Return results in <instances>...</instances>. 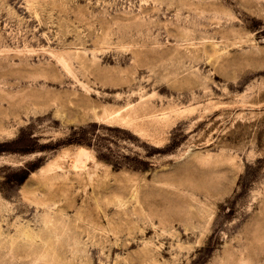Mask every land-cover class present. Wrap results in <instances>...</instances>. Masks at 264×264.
Segmentation results:
<instances>
[{
    "label": "rangeland",
    "instance_id": "rangeland-1",
    "mask_svg": "<svg viewBox=\"0 0 264 264\" xmlns=\"http://www.w3.org/2000/svg\"><path fill=\"white\" fill-rule=\"evenodd\" d=\"M0 264H264V0H0Z\"/></svg>",
    "mask_w": 264,
    "mask_h": 264
},
{
    "label": "bare ground",
    "instance_id": "bare-ground-1",
    "mask_svg": "<svg viewBox=\"0 0 264 264\" xmlns=\"http://www.w3.org/2000/svg\"><path fill=\"white\" fill-rule=\"evenodd\" d=\"M118 117V116H117ZM109 118H113L111 115L109 116ZM115 118V117H114ZM64 148V147H63ZM66 148V147H65ZM69 149V148H68ZM89 150V149H88ZM63 151V150H62ZM64 154H66V158H67V156H68V161H69V168H70V170L71 171H73V172H75L76 173V175H78V174H80L79 172H81L82 171V173H83V168H84V166H85V164H86V161L89 159V155L88 154H91L89 151H87L85 148H83V147H78L77 149H75L72 153H70L69 151H67V150H65L64 149ZM89 152V153H88ZM60 153H62V152H60ZM63 154V153H62ZM62 154L60 155V156H62ZM58 155V154H57ZM58 155V156H59ZM56 157V156H55ZM55 157H53L52 159H51V161H53V160H56V159H58V157L57 158H55ZM55 158V159H54ZM60 158L61 157H59V159L58 160H60ZM65 158V157H64ZM63 159V158H62ZM58 160H56V161H58ZM64 160H66V159H64ZM63 160V161H64ZM50 161V163L49 164H47V166L44 164V166H46L45 168H41V170L42 171H51L52 169H53V171L55 170L54 168L56 167H60V165H58V163L56 164L54 161L53 162H51ZM67 160L65 161V162H68ZM89 161V160H88ZM59 162V161H58ZM61 162V161H60ZM63 164V163H62ZM65 165V164H64ZM66 165H67V163H66ZM63 166V165H62ZM62 166H61V169H63L62 168ZM88 166V165H87ZM43 167V166H42ZM66 167V166H65ZM64 167V168H65ZM40 170V171H41ZM59 170H60V168H59ZM65 170V169H64ZM66 170H69L68 168L66 169ZM39 171V172H40ZM63 171V170H62ZM64 172V171H63ZM67 172H70V171H67ZM36 172H32V174H35ZM62 173V172H61ZM80 174L81 175V178H82V175L83 174ZM85 173V172H84ZM87 173V172H86ZM90 173V172H89ZM64 174V173H63ZM70 174V173H69ZM92 173H90L89 175H88V173L86 174V177H90V175H91ZM88 175V176H87ZM93 175V174H92ZM58 176V175H57ZM59 176H60V174H59ZM71 176V175H70ZM75 176V175H74ZM74 176H72V177H70V178H72V179H75L74 178ZM94 176V175H93ZM53 177V176H52ZM66 176H64V178H65ZM77 178H78V181H80V180H82V179H80V176L78 175V176H76ZM56 178V177H55ZM67 178V177H66ZM69 178V179H70ZM85 178V177H84ZM83 178V180L85 181V179ZM94 179V177H92L91 176V179ZM54 179V178H53ZM68 179V178H67ZM80 179V180H79ZM88 179H90V178H88ZM90 179V180H91ZM73 181V180H72ZM75 181H76V179H75ZM83 181V182H84ZM87 181V180H86ZM89 181V180H88ZM93 181V180H92ZM91 181V182H92ZM67 182V181H66ZM74 182V181H73ZM82 181H80V183H81ZM82 182V183H83ZM90 182V184H92ZM44 184H46V181L45 182H43ZM48 183H50V181H47V184ZM79 183V182H78ZM74 184V183H73ZM88 184V183H87ZM104 184V183H103ZM43 185V184H42ZM86 185V184H85ZM107 185V184H106ZM28 186V185H27ZM46 186V185H45ZM81 186V185H80ZM82 186H83V184H82ZM87 186V185H86ZM86 186H83V187H86ZM102 186H105V185H102ZM50 191V190H49ZM70 193V192H69ZM37 203H42V202H40V201H38V202H36V204Z\"/></svg>",
    "mask_w": 264,
    "mask_h": 264
}]
</instances>
